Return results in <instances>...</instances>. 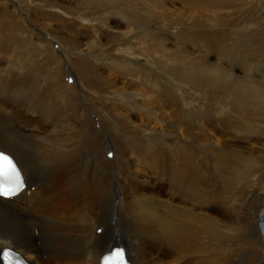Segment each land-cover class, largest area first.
Segmentation results:
<instances>
[{
	"label": "bare ground",
	"instance_id": "obj_1",
	"mask_svg": "<svg viewBox=\"0 0 264 264\" xmlns=\"http://www.w3.org/2000/svg\"><path fill=\"white\" fill-rule=\"evenodd\" d=\"M2 1L0 11L11 17L9 24L15 28L22 26L23 20L9 9V2ZM12 1L18 2L17 8L31 19L29 5L24 6L22 0ZM39 1L41 3H32L33 11L45 13L48 9L51 13L59 7L63 10L58 9V13L64 16L86 13L101 20L104 17L116 19L125 25V37L114 44L116 52L108 53L101 67L117 75L136 78L132 80L154 93L156 100L151 99L177 106L187 124L179 125L183 133L189 134L200 127L201 120L204 123L210 119L214 93L221 95L227 112L237 116L239 125L228 126L236 128L241 137L248 139L251 134L258 135L264 129L256 125L257 122L253 125V118L264 122V20H260L262 11L257 10L259 0H251V7L253 2L255 4L254 11H245L240 26L231 29L220 17L219 22L210 21L200 33L188 25V32L182 31L179 14L163 12L168 4L186 2L192 6L196 4L193 0ZM218 2L225 4V0ZM81 15L75 17L92 23L91 18ZM33 36L30 33V37ZM35 38V43L39 44H34V52H47V58L60 65L48 42ZM53 39L58 41L60 52L74 69L77 65L68 58L64 41L60 37ZM169 43L174 46L204 43L214 51L217 61L225 59L228 68L223 70L214 64L208 69L203 63L194 67L177 57L163 58ZM73 46L75 44L69 47ZM87 46L94 50L97 45L91 42ZM136 61H143V64ZM17 64L10 63L6 71H0V101L19 106L20 110L27 103L28 95L39 99L55 96L65 104L64 107L71 104L73 95L70 97L67 92L60 95L52 85H45L36 95L39 83L16 73L22 69ZM236 67L241 70L235 71ZM87 68L84 76L77 73V88H84L83 97L93 106L89 93H101L108 85L94 69ZM196 87L201 90H195ZM117 95L129 99L131 107L136 106L135 94ZM30 102L26 104L30 107L25 109L38 120L35 125L32 120L29 123L23 111L16 121L7 110L0 111V151L13 156L27 184L15 197H0V255L9 248L30 264H99L101 256L117 244L125 248L131 264H264V240L258 227L259 218L264 219V207L257 214L256 224L248 217H236L230 219V224L221 225L211 215L216 211L217 198L224 203L221 193H224L227 179L219 173L215 175L216 168L209 160L211 149L205 148L204 152V147L200 148L191 138L171 139L164 126L159 131L154 129L159 125L132 128L129 137L123 136L124 141L122 136L116 137L115 130L112 132L104 127L101 134H94L106 135V149L114 146L111 142L129 144L125 153H122L123 147L120 150L115 146L120 176L113 181L109 174L106 179L101 173L99 158L92 150L94 141L86 129L73 140L66 133L68 128L73 129L72 126L62 125L47 104L33 108ZM148 112L151 120L161 123L154 113ZM116 117L122 118L121 115ZM109 139L110 143L107 142ZM230 161L228 158L224 165H218L221 173L231 166ZM243 161L250 177L255 168H262L252 158ZM141 167L149 170L141 173L147 178L144 183H149L150 192L143 190L140 193L134 187L135 169ZM114 170L115 167L113 173ZM105 180H109L107 185ZM215 180L220 187V196L214 188ZM236 211L247 216L252 207L245 206L243 211L239 208L233 211L235 215L239 214Z\"/></svg>",
	"mask_w": 264,
	"mask_h": 264
},
{
	"label": "rangeland",
	"instance_id": "obj_2",
	"mask_svg": "<svg viewBox=\"0 0 264 264\" xmlns=\"http://www.w3.org/2000/svg\"><path fill=\"white\" fill-rule=\"evenodd\" d=\"M4 1L7 3L9 2V9L14 10L16 16L23 21L21 23L22 26L17 25L15 28L9 24L11 17L9 18L8 15H3L0 11V51H2V53H0V71H6L5 69L10 67V63L16 62L18 63L17 65L22 67V69L17 70L16 73H22L21 75H24V78H28L33 80V82L36 81L39 83L35 89V91H37L36 95L45 85H52V89L55 88L54 90L57 92L59 91L58 93L60 95L61 92H67L70 97L73 95L71 104L66 107H64L65 104L59 99V97L56 98L55 96L50 97V99L49 97L39 99L35 96L28 95L26 101L28 103L32 98L33 101H31L30 104L33 108L36 105L41 106L43 104L42 106H46L47 104V107L51 108L53 113H56V117L59 118L62 125H69L68 127H73V129L68 128L66 131V133L69 134L73 140L80 135L81 130L86 129L88 131L87 134H89L91 140L94 141V147L92 150L95 151L99 158L98 162L102 167L101 173L106 175V179H109L110 175L112 179L114 178L113 181H115L120 176V166L117 164L118 151L115 150V146H117L120 150L123 147L122 153H125L129 150V144L126 142L124 144H119V142H111L109 139L107 142H111L114 146L111 148L112 150L106 149V144L104 143L105 138L107 139L106 135L102 134L100 136H96L94 133L101 134V130L105 127L104 129H110L109 131L112 132L115 130L114 133L116 137L122 136L121 140L124 141L125 136L128 135L129 137V130L132 128H142L145 125H151L154 128V126L159 125V128H154L159 131L163 130L164 126L171 139L179 141V139L184 140V138L187 137L189 140L192 139L193 142L200 146V148L203 149L204 147L203 151L205 148H207L206 150L211 149V156L209 160L213 163L214 168H216L214 169L215 175L220 174V176L222 175L227 178L225 180L224 193H221L222 198H225L224 203L223 201H220V203L218 198L215 200V205L217 203L218 205L214 208L216 211L211 214L214 220L219 221L221 225H228V223H231V218L235 219L236 217H239L247 219L248 217L250 222H255V224L258 223L257 220L260 219H258V212L262 207H264V122H262V120L258 122L255 121V118H253L254 122L252 121L253 125H255L256 122V125H261V129L263 130L260 129V134H251L248 139L241 137V135L236 131V128L228 126L239 125L237 116L235 114L230 115L229 111L227 112V108L224 105L222 97H220L221 95H216L214 93L212 94L213 96L210 104V119L204 123V120L200 119V127H196V129L189 134L183 133L179 125L187 124L183 119V116L180 115L179 110L177 111V106L175 107V105H173V107L170 103H165L160 99V102L151 99H155L154 93L148 89L147 92L141 84L132 80L136 78L117 75L114 71L101 67L100 64L105 62L108 58L106 55L115 51L116 47L114 44H116L118 40L125 37L124 33H127L125 25H122L116 19L104 17V19L101 20L96 15L87 16L86 13H83L82 15L77 13L75 15L64 16L63 13H58V9L63 10V8L59 7H56L55 11L51 10L53 16L49 17V14L51 13L48 9H46V11L44 10L45 13L33 11L34 1L36 3H41L39 0H22L24 6L29 5L28 7H31V10L29 11L31 17L30 19L24 15L22 10L17 8L18 2L15 4L12 0ZM57 1L63 2L64 0ZM2 2L3 1L0 0V4ZM193 3L196 4L192 6H190V4L188 5L186 2H177L174 5L168 4L167 8L163 12H176L177 15L179 14L182 31L185 30L184 32H188L186 27V25H188L194 26L196 32L200 33L202 28L207 26L210 21L219 22L220 17L225 19L227 27H230L231 29L238 27L241 25L242 20L245 17V11L248 10L252 13L255 6L253 2L251 7V0H230L229 2H226L225 0L224 5L220 4L218 0H193ZM258 3L257 10L262 11L260 20H264V0H259ZM80 15L84 18H91L92 23L87 24L84 20H79L75 17ZM215 18L218 19L215 20ZM41 28L45 29L48 34L45 35L46 31L44 32ZM30 33L34 35V38L30 37ZM35 37H38V39L43 43L48 42L47 44L51 49L53 48L52 51H54L53 53L56 58L60 60V65H57V63H54L51 59L47 58L49 57V53L45 52L38 54L34 52V44H39L35 43L37 41ZM53 37H60L62 41H64V46L68 52V58L72 59L77 65L76 67L74 66V69L69 66L70 64L67 62V59H65L64 54L59 50L60 45L58 41L53 39ZM91 42H96L97 46L94 50L88 49L87 44ZM70 43L72 45L75 44V46L69 47L71 46ZM173 43H169V45H167V49L162 55L163 58L177 57L186 62L188 66L194 67H198L203 63L208 69L215 66L214 64L219 65V67L223 70L228 68L225 59H219L217 61V56L214 51L211 47L209 49V47L204 43L196 45L182 43L177 46L171 45ZM174 54H177V56ZM142 62L136 61L137 64H143ZM87 66L94 69L98 77H100L104 83L108 85V88L105 85V89L103 90L105 91L104 93L103 91L101 93H89V99L94 101L93 106L83 97L82 92L84 93V88H77V73L84 76L86 73L85 70L88 69ZM240 70L241 69L237 67L235 69L237 72ZM137 74L138 73H136V76ZM138 75L140 76V74ZM204 77L206 78L207 75L205 74ZM259 80L262 79L259 78ZM67 87L74 88V90H70ZM198 89V87L195 88V90ZM195 90L194 92H196ZM118 93H125L127 94L126 96H129L131 93L135 94L138 98H134L136 106L132 107L137 108L140 111L136 112L135 109L130 106L129 99L124 98L123 95H117ZM3 102L4 101H0V111L4 109L7 110L11 116L13 114L15 116L13 120L16 121L17 118H19L20 112L23 111L22 113L26 115L29 123H31V120L33 121V125H35L34 122H38L33 114H29V111L26 112L25 108L30 107L27 106V103V105H23L22 110H20L21 108L19 106L16 107L14 105L13 107V104L7 105ZM148 111L154 113L161 123L151 120L149 118ZM116 115H121L122 118L116 117ZM191 125L195 124L192 123ZM109 143L107 144L108 146ZM204 144H207V146ZM228 158L231 159L229 162L231 170L229 171V167L224 173H221V168H219L218 165H224ZM245 158H252L253 162L262 166L261 169L255 168L252 173V177L247 174V171L244 168L243 159ZM114 167L115 170L113 173ZM135 170L137 171L135 176H138L137 178L134 176L136 182V186L134 187L137 188L136 190L140 193L143 190H146L145 192H148V190L149 192L152 191L149 183H144L147 181V178L143 177V173H141L144 172V170H148V168L143 170V167H141L136 168ZM150 174L152 176V173ZM105 182L107 185L109 180H105ZM214 188L220 196V187L216 180ZM219 204H221V207ZM218 206L220 208H218ZM245 206L252 207V212L247 216L246 214L239 213V211H236L239 214H234L233 211L238 210L239 208L243 211ZM256 232L260 235V230L258 228L256 229Z\"/></svg>",
	"mask_w": 264,
	"mask_h": 264
},
{
	"label": "snow or ice",
	"instance_id": "obj_3",
	"mask_svg": "<svg viewBox=\"0 0 264 264\" xmlns=\"http://www.w3.org/2000/svg\"><path fill=\"white\" fill-rule=\"evenodd\" d=\"M5 185L8 190H5ZM20 188V174L12 160L6 155L0 154V196H13ZM125 254L123 250L117 249L104 258V264H125ZM8 260V253L2 257Z\"/></svg>",
	"mask_w": 264,
	"mask_h": 264
},
{
	"label": "water",
	"instance_id": "obj_4",
	"mask_svg": "<svg viewBox=\"0 0 264 264\" xmlns=\"http://www.w3.org/2000/svg\"><path fill=\"white\" fill-rule=\"evenodd\" d=\"M259 228L261 230V233L263 235V240H264V219L260 217V220H259Z\"/></svg>",
	"mask_w": 264,
	"mask_h": 264
}]
</instances>
